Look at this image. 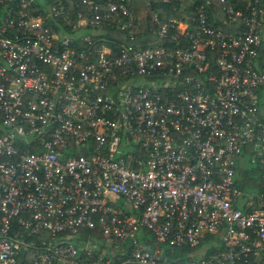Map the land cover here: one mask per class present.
I'll return each mask as SVG.
<instances>
[{
    "label": "built area",
    "instance_id": "2783aa9c",
    "mask_svg": "<svg viewBox=\"0 0 264 264\" xmlns=\"http://www.w3.org/2000/svg\"><path fill=\"white\" fill-rule=\"evenodd\" d=\"M191 1L140 47L102 30L128 0H77L70 34L0 0V264H264V7Z\"/></svg>",
    "mask_w": 264,
    "mask_h": 264
},
{
    "label": "trees",
    "instance_id": "16d2710c",
    "mask_svg": "<svg viewBox=\"0 0 264 264\" xmlns=\"http://www.w3.org/2000/svg\"><path fill=\"white\" fill-rule=\"evenodd\" d=\"M61 3L65 4L64 13L67 16V24L65 26H54L53 29L57 31H64L70 34V24L75 20V14L77 8H75V3L77 0H58ZM48 4H56L55 0H34V10L41 12ZM149 7V11L145 15H142L139 11V5L143 7ZM194 3L191 0H128L127 7L131 15V21H128V18L119 16L116 19L117 25H108L102 27V30L106 33V39L112 46L115 44H131L140 47H144L150 44H153L157 39L151 35L149 29L152 27L150 19L155 15L160 23L168 22L172 19H179L180 15L186 14L188 19L191 21L193 17V7ZM259 5L264 7V0H259ZM78 9H81L78 7ZM226 19V16L223 11L220 9V5L217 2H214L212 7L209 8L207 12V20L210 24L216 28L220 29L223 32H233L236 27H240L241 23L239 21L235 22L234 25H229L223 22ZM129 27L124 30H119V24L128 23ZM63 27V28H62ZM243 27H240L242 29ZM136 29V40H129L127 37L128 31ZM128 30V31H127ZM172 30L168 34H172ZM111 41V42H110ZM99 45V44H98ZM97 45V46H98ZM247 172V171H246ZM261 171L257 167H252L249 174L258 177Z\"/></svg>",
    "mask_w": 264,
    "mask_h": 264
},
{
    "label": "rangeland",
    "instance_id": "374dc122",
    "mask_svg": "<svg viewBox=\"0 0 264 264\" xmlns=\"http://www.w3.org/2000/svg\"><path fill=\"white\" fill-rule=\"evenodd\" d=\"M138 9H139L140 12H142V11L144 10V7H143L142 5H139V8H138ZM140 9H141V10H140ZM137 81H138V82H137L138 84H143V83L146 82L144 79H138ZM192 253H193V252H192Z\"/></svg>",
    "mask_w": 264,
    "mask_h": 264
},
{
    "label": "crops",
    "instance_id": "0c3cea01",
    "mask_svg": "<svg viewBox=\"0 0 264 264\" xmlns=\"http://www.w3.org/2000/svg\"><path fill=\"white\" fill-rule=\"evenodd\" d=\"M141 10V9H140ZM140 13H142L143 14V11L142 12H140Z\"/></svg>",
    "mask_w": 264,
    "mask_h": 264
}]
</instances>
